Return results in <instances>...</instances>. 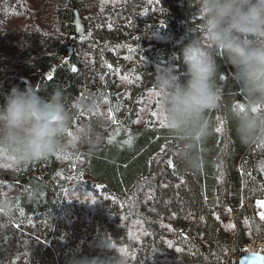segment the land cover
I'll use <instances>...</instances> for the list:
<instances>
[{"label":"trees","instance_id":"obj_1","mask_svg":"<svg viewBox=\"0 0 264 264\" xmlns=\"http://www.w3.org/2000/svg\"><path fill=\"white\" fill-rule=\"evenodd\" d=\"M75 8L85 30L70 41ZM194 8L195 0H0V104L14 86L42 96L63 86L70 98L99 96L107 120L95 151L0 172V187L16 189L0 264L113 255L94 247L103 235L128 264H238L245 244L264 239L253 217L264 198V140L237 137L228 109L243 99L226 60L218 57L224 95L207 114L213 134L198 145V169L162 123L153 78L170 64L185 71L176 54L190 26L202 27ZM37 184L36 198L23 195Z\"/></svg>","mask_w":264,"mask_h":264},{"label":"clouds","instance_id":"obj_2","mask_svg":"<svg viewBox=\"0 0 264 264\" xmlns=\"http://www.w3.org/2000/svg\"><path fill=\"white\" fill-rule=\"evenodd\" d=\"M194 11L202 27L193 32L190 26L176 54L185 71L178 73L177 65L170 64L157 71L153 86L162 123L179 142L180 159L198 169V145L213 134L207 114L220 106L224 95L218 57L233 69L235 92L243 99L228 109L238 139L245 145L264 140V0H195ZM102 109L99 96L70 98L63 86L47 96L31 85L12 87L0 104V172L11 174L56 154L74 155L82 147L95 151L107 124ZM40 192L37 184L23 195L34 199ZM0 193L4 231L15 218L16 189L9 184ZM94 247L113 255H75L69 264H128L107 236Z\"/></svg>","mask_w":264,"mask_h":264},{"label":"water","instance_id":"obj_3","mask_svg":"<svg viewBox=\"0 0 264 264\" xmlns=\"http://www.w3.org/2000/svg\"><path fill=\"white\" fill-rule=\"evenodd\" d=\"M72 24L74 26V34L71 36L70 41H72L74 37L81 35L85 30L84 21L76 8L74 9V17L72 20ZM71 50H72V46L69 45L67 55L70 54ZM43 74L47 75L49 74V71H45L43 72ZM263 180H264V171H263ZM261 258H264V255L258 252L243 253L238 259V264H262Z\"/></svg>","mask_w":264,"mask_h":264},{"label":"built area","instance_id":"obj_4","mask_svg":"<svg viewBox=\"0 0 264 264\" xmlns=\"http://www.w3.org/2000/svg\"><path fill=\"white\" fill-rule=\"evenodd\" d=\"M243 253L258 252L264 255V239H259L252 243H247L242 247Z\"/></svg>","mask_w":264,"mask_h":264},{"label":"rangeland","instance_id":"obj_5","mask_svg":"<svg viewBox=\"0 0 264 264\" xmlns=\"http://www.w3.org/2000/svg\"><path fill=\"white\" fill-rule=\"evenodd\" d=\"M32 83V81L30 80ZM260 201H264V198ZM264 212V208L260 207L259 203L257 204V209L254 211L253 217L256 219L258 224L261 226L260 229L264 231V219H261L260 213ZM264 234V233H263Z\"/></svg>","mask_w":264,"mask_h":264},{"label":"snow or ice","instance_id":"obj_6","mask_svg":"<svg viewBox=\"0 0 264 264\" xmlns=\"http://www.w3.org/2000/svg\"><path fill=\"white\" fill-rule=\"evenodd\" d=\"M76 69L74 68L73 71H75ZM49 79H51V77H49ZM153 115H156L155 113H153ZM217 132L220 131L219 128L216 129ZM169 163H171V161H169ZM260 207L264 208V201H258ZM260 217L261 219H264V212L260 213ZM123 251V250H122ZM262 264H264V258H261Z\"/></svg>","mask_w":264,"mask_h":264}]
</instances>
